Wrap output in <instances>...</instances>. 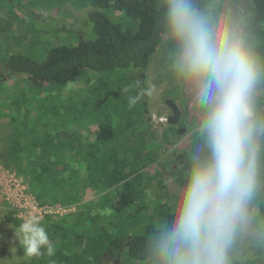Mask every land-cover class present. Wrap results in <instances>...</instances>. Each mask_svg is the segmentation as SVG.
I'll list each match as a JSON object with an SVG mask.
<instances>
[{
	"label": "trees",
	"instance_id": "trees-1",
	"mask_svg": "<svg viewBox=\"0 0 264 264\" xmlns=\"http://www.w3.org/2000/svg\"><path fill=\"white\" fill-rule=\"evenodd\" d=\"M159 2L96 0V9L89 14L95 36H83L74 46L55 45L48 48L46 60L42 63L24 53L9 52L0 31V72H7L3 76L4 81L23 73L32 94L47 89V86L53 89L56 85H67L80 77L86 79L84 82H91L90 71L132 69L143 79L141 73L160 51L162 53L157 58L163 61L169 57L173 64V43L166 30ZM208 3L211 0H201L200 6ZM233 7L246 18L258 54L264 57V0H233ZM51 25L73 28L55 19ZM40 33L43 36L46 32L42 29ZM27 36H30L29 33ZM258 95L261 109L264 110V89ZM92 97L93 94L88 101L76 103L75 110L74 107L70 111L62 110L60 115L71 114L75 122L85 116L91 117V122L87 125L83 122L80 125L82 128L70 133L60 125L53 126L52 120L44 125V130H40L39 123H44L43 119L46 120L48 116L36 114L38 106L30 100L29 95L18 104L25 103L26 108L30 105L31 109L23 113H16L14 109V104L22 96H11L13 107L11 101L7 102L8 95L0 97V120L10 119V122L1 123L10 126L14 134L17 133L9 137L10 144L6 142V147L1 148H8L6 155L1 153L0 156L14 163L18 174L24 176L27 191L41 204L76 206L73 214H48L40 220L55 248V255L28 257L25 262L29 264H152L150 238L158 225L172 217L175 202L155 206L151 209L152 213L149 209L157 202L156 199H148L145 207L140 203L149 183L166 185L160 174L157 176L149 172V165L158 157H151L154 150L147 148L148 138L157 141L158 136L148 112L143 119L129 118L120 94H114L111 100L104 103H96ZM37 98L38 95L34 94L33 99ZM186 101L182 100L184 110L179 106L180 125L188 130L193 125L191 137L185 149L174 152L169 163H160V173L174 176L176 191L172 201L176 200L186 182L190 154L198 142V124H194L193 111ZM19 116L21 122L17 121ZM71 116L68 115V118ZM32 119L35 125L31 124ZM186 120L189 122L186 123ZM92 125L96 129L93 130ZM173 130L177 132L175 124L166 130L165 139ZM260 180L261 186L250 213L254 214L253 221L257 227L264 231V154L261 157ZM146 181L147 185H143ZM89 193H92V199ZM15 213V210H10L4 216L2 226L18 227L21 222ZM238 249L233 245L231 264L259 263L254 257L257 249Z\"/></svg>",
	"mask_w": 264,
	"mask_h": 264
},
{
	"label": "clouds",
	"instance_id": "clouds-1",
	"mask_svg": "<svg viewBox=\"0 0 264 264\" xmlns=\"http://www.w3.org/2000/svg\"><path fill=\"white\" fill-rule=\"evenodd\" d=\"M200 5L201 0L159 2L174 71L195 87L202 118L172 217L150 238L152 264H231L236 236L261 186L264 110L258 94L264 89V57L233 0ZM135 103L129 99L130 107ZM13 228L24 256L55 255L39 218Z\"/></svg>",
	"mask_w": 264,
	"mask_h": 264
},
{
	"label": "rangeland",
	"instance_id": "rangeland-1",
	"mask_svg": "<svg viewBox=\"0 0 264 264\" xmlns=\"http://www.w3.org/2000/svg\"><path fill=\"white\" fill-rule=\"evenodd\" d=\"M95 1L0 0V31L4 36L6 49L12 53H24L36 62L42 63L46 60L47 49L52 46H74L82 40L83 36L93 38L95 33L93 23L89 20V14L96 9ZM53 19L60 21L63 25L73 26V28L63 29L62 27H55L51 25ZM42 29L43 32H46L43 33V36L40 33ZM28 33L30 36H27ZM160 53L162 51L156 53L157 55L155 54L151 63L141 73L143 79H140L138 77L139 73L132 69L116 68L101 72L90 71L89 76L93 79L91 82H84L86 79L80 77L77 81L67 85H56L53 89L47 86V89H42L38 91L39 93L34 92L32 94L23 73L16 74L4 81L3 76L7 73L4 70V73L0 72V81L3 80L0 84V97L8 95L7 102L11 101V107H13L11 96L15 95L17 98L22 96L23 98L21 100L18 99L17 104H14V109L16 113H23L28 108L31 109L30 105L28 104V108H26L25 103L24 105L18 104H21L22 100L29 95L30 100L38 106L36 114L41 113L43 116H48L45 122L52 120L54 122L53 126H56V124L60 125L64 128V131L69 133L80 129L77 124L84 122L87 125L88 122H91V117H88V119L85 116L79 122H75L71 114L62 116L55 113L57 116H62L55 117L51 112L58 110L53 107L56 103L61 105L59 110L67 109L70 111L72 107H74L73 110L77 108L75 107L76 103L80 104L88 101V97L92 94V100L96 103H104L109 99L111 100L114 94H120L124 109H128L129 118L143 119V115L145 116L146 112L150 111L149 117L152 119L153 129L158 137L157 141H152L148 138L147 148L154 150L151 152L152 158H158L152 163H155L154 165H149V168H151L149 172L157 176L160 174L166 184L165 186H159L154 182L149 183L150 186L146 195L140 201L145 207L148 199H156L157 202L149 209V212L152 213L151 209L155 206L175 202V200L172 201L176 191L174 176L160 173V163H169L176 150L185 149L193 130V125L190 130H186L187 132L184 131L181 134L173 130L170 132L169 138L165 139V132L171 127V123L161 120L163 118L161 116L162 110L164 109L168 114H171V108L168 105L169 100L176 101L180 108L184 110L182 100H187L186 104L193 111L191 114L194 116L193 119H195L194 124H198L202 118V109L195 87L186 85L177 77L169 57L160 61L161 59L157 58ZM124 89H127V91H124ZM34 94L38 95V100L33 99ZM130 98H136V103L131 107L129 106ZM100 110L102 109L100 108ZM33 113L35 112L33 111ZM68 115L71 117L68 118ZM20 117H18L17 121H20ZM187 119L193 122L190 117ZM1 122H10V119L0 120V148H4L6 147V142L7 144L11 142L8 137L11 135L16 136L17 133L14 134V130L12 131L10 126ZM183 122L185 121L183 120ZM31 124L35 125L34 119H32ZM39 125L40 127L38 125L37 127L40 130H44L43 123H39ZM175 125L177 126V124ZM51 128L53 127L51 126ZM72 128L77 129L73 130ZM94 129H96V126H93ZM159 141L162 144L159 145ZM3 160L6 159L0 157V211L5 216L9 214L10 210H15L16 218L22 223L26 219L23 214L21 194L25 191L26 193L29 192L23 177L16 171L14 163L9 160L6 161L7 163L10 162L8 163L9 165H5ZM143 183V185H147L148 182ZM89 195L92 199V193H89ZM27 201H30V199ZM61 206L66 209V214L64 215L76 212V206L73 204H61ZM253 217L254 214L250 213L248 223L236 236L234 246L242 251L257 249L254 257L259 261L258 264H264V231L257 227ZM2 224L4 222L0 221V264H29L25 262L28 257L24 256V250L15 238L13 225L2 226ZM262 227L264 228V222H262ZM13 247L16 248L14 253L12 251Z\"/></svg>",
	"mask_w": 264,
	"mask_h": 264
},
{
	"label": "built area",
	"instance_id": "built-area-1",
	"mask_svg": "<svg viewBox=\"0 0 264 264\" xmlns=\"http://www.w3.org/2000/svg\"><path fill=\"white\" fill-rule=\"evenodd\" d=\"M161 120L168 121L167 117H163ZM25 193L26 191L21 194V199L23 202L22 206L24 210L23 214L25 219H28L30 217H36L41 220L48 214H66L65 207L61 205L41 204L33 195H31L30 193H26V195ZM28 199H30V201H27Z\"/></svg>",
	"mask_w": 264,
	"mask_h": 264
},
{
	"label": "crops",
	"instance_id": "crops-1",
	"mask_svg": "<svg viewBox=\"0 0 264 264\" xmlns=\"http://www.w3.org/2000/svg\"><path fill=\"white\" fill-rule=\"evenodd\" d=\"M60 103H56L53 107L55 108V109H58V110H56V111H52L53 113H52V115L54 116L55 115V113H57V114H61V112H62V110H59V108H61V105H59ZM148 112V115H149V112L150 111H147ZM171 112H172V110H171ZM153 113V112H152ZM66 115V114H65ZM64 116V115H63ZM161 116H163V117H168L169 116V114H168V112H166L164 109L162 110V114H161ZM56 117V116H55ZM62 117V116H61ZM52 119V118H51ZM43 121H44V123H43V125H45L46 126V124H48L49 122H45L46 120L45 119H43ZM81 124H79V128H82V126H80ZM92 128H93V125L91 126ZM43 135H44V133H43ZM5 138V137H4ZM9 138V137H8ZM44 138V137H43ZM5 140H7V139H5ZM7 151H8V148H6V150H2L1 148H0V154L1 155H6V153H7ZM0 157H2V156H0ZM5 159V158H4ZM6 161H9V159H6V160H3V162L5 163V165H9L8 163H10V162H6ZM16 171H18L17 169H16ZM22 176V175H21ZM23 178H24V176H22ZM3 212L2 211H0V221H2L3 222V220L5 219L4 218V214H2Z\"/></svg>",
	"mask_w": 264,
	"mask_h": 264
},
{
	"label": "water",
	"instance_id": "water-1",
	"mask_svg": "<svg viewBox=\"0 0 264 264\" xmlns=\"http://www.w3.org/2000/svg\"><path fill=\"white\" fill-rule=\"evenodd\" d=\"M244 1L246 2L247 0H244ZM168 105L170 106L172 112L167 117V120L171 124H177L178 121L180 120L181 109L179 108V105L174 100H169Z\"/></svg>",
	"mask_w": 264,
	"mask_h": 264
},
{
	"label": "flooded vegetation",
	"instance_id": "flooded-vegetation-1",
	"mask_svg": "<svg viewBox=\"0 0 264 264\" xmlns=\"http://www.w3.org/2000/svg\"><path fill=\"white\" fill-rule=\"evenodd\" d=\"M239 4H241V5H243V3H239ZM188 122H189V120H187ZM170 125H172V124H170ZM180 130V131H179ZM186 130H188V128L187 127H185V126H182V125H180V120L178 121V124H177V132H179V134H181V133H183L184 131H186ZM187 132V131H186Z\"/></svg>",
	"mask_w": 264,
	"mask_h": 264
}]
</instances>
